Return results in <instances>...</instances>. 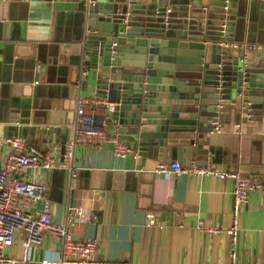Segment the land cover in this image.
<instances>
[{
  "label": "crops",
  "instance_id": "crops-1",
  "mask_svg": "<svg viewBox=\"0 0 264 264\" xmlns=\"http://www.w3.org/2000/svg\"><path fill=\"white\" fill-rule=\"evenodd\" d=\"M173 1L134 2L142 12V5L171 6ZM184 1L171 11L170 19L201 6L215 14L227 5L223 22L228 40L264 41L260 33L264 0ZM81 10V0H0V91L9 96L6 108L0 98V165L8 149L4 138L15 134L59 158L61 134L65 140L73 136L76 98L98 96L95 70L79 53ZM209 32L216 34L217 29ZM263 48L249 50L247 62L257 59ZM226 51L238 57L236 49L226 47ZM82 62L86 70L79 78ZM94 111L102 113L104 106L98 104ZM217 119L221 131L204 132L200 148L180 163L207 164L217 171H249V166L264 171V117L243 119L241 112L230 107L224 119ZM236 122L237 129L233 127ZM114 128L109 115L107 132L116 135ZM132 149L121 157L114 154L108 140L100 146L75 144L70 159L73 176L68 169L31 166L20 176L46 183L44 198L52 222L63 221L72 208L93 215L71 223L69 229L75 238L96 237L95 259L103 264H264V192H248L231 237L222 230L232 216L230 177L175 173L169 164L177 161L174 151L158 161ZM44 198L31 201L27 210L39 209ZM147 211L154 213V224H145ZM198 225L220 230L206 231ZM40 233L38 245H26V232L15 230L5 254L25 256L29 263L24 264L56 259L59 239L45 230Z\"/></svg>",
  "mask_w": 264,
  "mask_h": 264
},
{
  "label": "water",
  "instance_id": "water-1",
  "mask_svg": "<svg viewBox=\"0 0 264 264\" xmlns=\"http://www.w3.org/2000/svg\"><path fill=\"white\" fill-rule=\"evenodd\" d=\"M110 1L82 7L79 53L95 70L98 96L112 103L117 138L143 156L164 161L174 151L178 162H186L204 132L216 133L207 123L224 119L228 108L243 119L264 117V48L241 64L219 44L228 39L226 28L219 31L227 5L215 14L204 6L190 9L174 20L171 11L184 0L142 5V12L134 1ZM8 97L0 91L5 108ZM60 138L63 143L64 134ZM248 172L258 170L249 166Z\"/></svg>",
  "mask_w": 264,
  "mask_h": 264
},
{
  "label": "built area",
  "instance_id": "built-area-1",
  "mask_svg": "<svg viewBox=\"0 0 264 264\" xmlns=\"http://www.w3.org/2000/svg\"><path fill=\"white\" fill-rule=\"evenodd\" d=\"M137 1V0H129ZM95 0H81L82 7L87 9ZM220 34L225 32V24H221ZM222 47H231L238 51V61L244 64L251 49H258L263 44L247 41L222 40L219 42ZM86 70L84 62L80 65L79 78L83 77ZM78 78V79H79ZM80 80V79H79ZM98 104L104 106L102 113H96L94 107ZM112 103L100 96L77 97L74 105V126L73 136L69 140H64L61 144V156L55 158L48 151L40 149L25 137L15 134L4 138L8 149L5 160L0 165V264H24L29 263L25 256L22 258H12L5 254L4 250L13 239L15 230L26 232L25 244L33 243L38 245L41 240V230H45L60 241L57 258L54 260L42 259V264H103L95 259L97 246L96 237L80 239L75 238L69 229L71 223H81L93 217L90 212L83 208H72L67 211L65 218L61 222H52L48 212V203L44 198L47 188L45 182L35 180H25L20 174L26 166L34 169H68L70 175L74 171L70 164L72 151L75 144H89L100 146L105 140L112 144L115 155L124 156L132 153L133 149L107 132V117L111 110ZM233 127L237 129L238 123ZM209 132H220L221 121L214 119L208 124ZM58 144L54 143L53 148ZM172 172H185L186 174H216L219 177H230L232 180V210L230 224L226 228H221L229 236L233 237L237 229V213L246 201L247 194L251 190L264 192V171L248 172L241 169L230 171H217L207 164L198 165L193 162L180 163L171 161ZM44 198L42 205L33 213L27 210L28 204L37 199ZM155 216L151 211L145 213V224H154ZM198 227L206 231H219L220 228H209L202 225ZM235 264V263H229ZM255 264V263H248Z\"/></svg>",
  "mask_w": 264,
  "mask_h": 264
}]
</instances>
